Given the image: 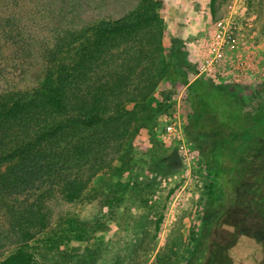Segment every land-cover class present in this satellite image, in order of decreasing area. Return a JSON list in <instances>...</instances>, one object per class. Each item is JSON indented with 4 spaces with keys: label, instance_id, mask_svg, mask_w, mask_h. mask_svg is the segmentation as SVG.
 <instances>
[{
    "label": "rangeland",
    "instance_id": "374dc122",
    "mask_svg": "<svg viewBox=\"0 0 264 264\" xmlns=\"http://www.w3.org/2000/svg\"><path fill=\"white\" fill-rule=\"evenodd\" d=\"M152 1L159 19L150 28H142L143 55L136 54L131 62L136 41L132 50L115 48L86 77V87H99L110 72L113 87L109 106L95 123L99 141L95 157L80 168L86 179L90 164L97 174L76 200L59 190L49 196L48 182L44 195L37 191L28 199L26 195L9 198L18 209L23 202L37 204L42 221L30 237L12 226L6 208L0 206V264H192L200 250L207 255L206 264L263 260L255 232L230 239L227 225L217 228L209 220L207 168L185 131L191 118L186 88L181 83L172 85L156 70L173 57L189 73L198 63L199 72L193 44L221 23L234 33L235 53L255 48L264 55V0ZM144 2L0 0V98L27 101L44 85L52 53L63 45L67 54L66 40L82 49L93 29L129 17ZM155 39L161 46L148 53L149 41ZM188 60L192 67L186 65ZM129 64L138 66L137 73L120 82V75L129 76L124 68ZM148 70L158 74L150 92L143 90ZM262 83L237 85L235 91L257 106L256 89ZM73 117L70 112L61 120ZM175 120L183 126L191 150L188 158L175 140L165 137L166 125ZM114 196L120 200L115 214L104 219Z\"/></svg>",
    "mask_w": 264,
    "mask_h": 264
},
{
    "label": "trees",
    "instance_id": "16d2710c",
    "mask_svg": "<svg viewBox=\"0 0 264 264\" xmlns=\"http://www.w3.org/2000/svg\"><path fill=\"white\" fill-rule=\"evenodd\" d=\"M156 10L154 1L145 0L129 17L93 29L89 44L82 49L66 40L67 54L63 45L52 53L46 81L30 99L0 98V206L6 208L12 226L25 236H32L39 228L40 210L34 202H23L22 209H18L8 199L22 195L28 199L37 191L44 195L47 182L49 196L57 190L69 200L83 196L98 171L90 164L86 179L80 168L84 166L82 162H91L95 157L99 146L95 123L109 106L113 88L110 72L99 87H86V77L111 50L122 46L124 51L132 50L136 41L135 54L129 56L134 62L136 54L145 51L143 26L157 24ZM149 43L152 50L148 53L161 46L159 39ZM196 64L193 79L192 73L173 57L156 71L172 85L181 83L186 88L185 104L191 118L185 131L207 168L209 220L217 228L227 225L230 239L236 234L248 236L255 232L264 255V83L256 89L260 103L250 105L235 91L236 84L217 83L201 76ZM186 65L192 67L190 60ZM125 66L129 76L120 75V82L137 73L138 66ZM157 73L148 70L145 89H141H154ZM70 112L72 120H61ZM89 127L93 129L89 131ZM84 129L87 134L81 137ZM54 181L60 185L57 187ZM116 196L110 200L104 219L114 216L120 201ZM225 201L228 202L224 204ZM204 252L200 250L192 264H206ZM259 264H264V256Z\"/></svg>",
    "mask_w": 264,
    "mask_h": 264
},
{
    "label": "built area",
    "instance_id": "2783aa9c",
    "mask_svg": "<svg viewBox=\"0 0 264 264\" xmlns=\"http://www.w3.org/2000/svg\"><path fill=\"white\" fill-rule=\"evenodd\" d=\"M234 33L222 23L207 33L193 50L199 61V75L218 83L247 85L264 80V55L259 49L236 51ZM165 137L175 140L181 154L189 157L190 147L182 124L175 120L165 127Z\"/></svg>",
    "mask_w": 264,
    "mask_h": 264
}]
</instances>
